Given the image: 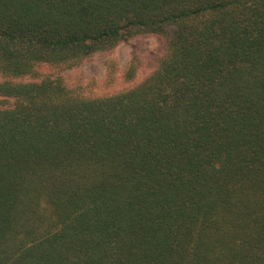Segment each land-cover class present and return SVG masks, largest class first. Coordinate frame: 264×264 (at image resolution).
<instances>
[{
  "label": "trees",
  "instance_id": "16d2710c",
  "mask_svg": "<svg viewBox=\"0 0 264 264\" xmlns=\"http://www.w3.org/2000/svg\"><path fill=\"white\" fill-rule=\"evenodd\" d=\"M0 264H264V0H0Z\"/></svg>",
  "mask_w": 264,
  "mask_h": 264
},
{
  "label": "rangeland",
  "instance_id": "374dc122",
  "mask_svg": "<svg viewBox=\"0 0 264 264\" xmlns=\"http://www.w3.org/2000/svg\"><path fill=\"white\" fill-rule=\"evenodd\" d=\"M161 53L162 41L159 36L139 35L113 50L89 57L77 68L69 69L65 72L66 80L71 86L83 85L87 90L96 91L100 87H106L112 62L116 75L122 76L135 59L139 63V69L134 82H140L156 68ZM123 85L119 80L114 86L120 88Z\"/></svg>",
  "mask_w": 264,
  "mask_h": 264
}]
</instances>
